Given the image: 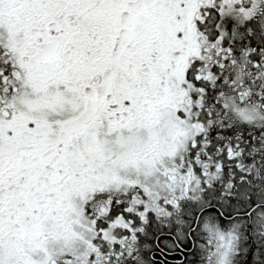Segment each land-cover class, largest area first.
Returning <instances> with one entry per match:
<instances>
[{
  "label": "snow or ice",
  "instance_id": "obj_1",
  "mask_svg": "<svg viewBox=\"0 0 264 264\" xmlns=\"http://www.w3.org/2000/svg\"><path fill=\"white\" fill-rule=\"evenodd\" d=\"M0 264H264V0H0Z\"/></svg>",
  "mask_w": 264,
  "mask_h": 264
}]
</instances>
